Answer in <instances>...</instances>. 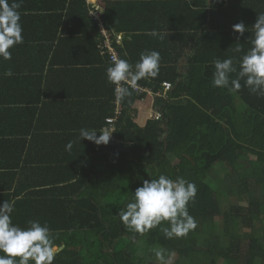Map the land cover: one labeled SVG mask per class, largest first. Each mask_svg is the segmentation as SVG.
Returning a JSON list of instances; mask_svg holds the SVG:
<instances>
[{
  "label": "trees",
  "instance_id": "trees-1",
  "mask_svg": "<svg viewBox=\"0 0 264 264\" xmlns=\"http://www.w3.org/2000/svg\"><path fill=\"white\" fill-rule=\"evenodd\" d=\"M242 2L264 6L261 4L264 0H228L227 5L232 6L227 9L228 13ZM102 6L105 26L119 32L111 17V2L104 0ZM256 8L259 10L256 12H260V6ZM262 9L264 11V7ZM190 12L194 22L179 27V35L173 39L157 42L142 39L135 49L139 37L132 35L130 40L124 38L121 44L114 45L119 58L127 59L134 66L142 52L155 50L162 58L160 43L167 50L175 43L174 61L184 59L185 71L181 72L176 64H172L171 54L170 59H161L155 78L137 81L152 94L161 93L163 82L171 84L173 89L168 92L167 99H157L154 104L161 118L150 119L144 127L136 124L134 105L145 93L136 94L130 90L131 95L120 100L122 111L107 145L88 141V150L73 165L70 163L68 167L57 169L59 175H66L61 180L67 183H36L33 188L37 189L12 203L10 215L14 224L27 227V222L32 220L46 223L54 243L62 245L53 264H147L140 256L143 250L152 259L159 257L162 262L168 253L176 250L191 257L197 251L195 243L201 235L206 236L202 240L205 251L201 264H217L219 258L227 264H255L258 255L264 258V249L254 247L250 230L261 212L259 201L248 200L246 208L221 214L215 191L206 181L216 164L228 166L242 178L235 164L243 154L254 155L264 171V97L250 93L243 80L238 92L212 86L214 60L233 58L238 67L239 59L246 52L244 48H250L251 27L245 25L247 31L241 36L229 26L228 33L221 35L220 41L219 38L214 40L212 37L218 34L214 33L213 17L203 5ZM71 15L81 16L88 27L89 39H85V44L94 52L86 56L85 64L93 62L90 59L93 55L99 58L101 67L96 73L107 80L106 68L111 62L98 49L99 29L88 17L84 0H71L68 16ZM245 37L249 41L242 45L243 51L235 52L236 41L243 42ZM139 47L141 50H137ZM162 61H167L168 65ZM107 84L106 109L95 128L98 133L115 109V88L108 80ZM160 174L171 179L183 177L197 186L195 200L188 204L189 214L195 218L197 227L183 237L166 238L161 228L167 227V222L143 234L134 233L116 215L143 181L156 179ZM238 186L235 182L229 189L233 198L238 195ZM243 186L251 192L247 183L243 182ZM11 187L10 182L5 188ZM10 196L6 193L4 202H10ZM29 196L33 198L29 199ZM256 205L257 212L254 213ZM219 217L223 220V234L230 240L225 248L213 234L214 219ZM235 224L250 232L245 255L241 244L247 237L231 234L230 229Z\"/></svg>",
  "mask_w": 264,
  "mask_h": 264
},
{
  "label": "crops",
  "instance_id": "crops-1",
  "mask_svg": "<svg viewBox=\"0 0 264 264\" xmlns=\"http://www.w3.org/2000/svg\"><path fill=\"white\" fill-rule=\"evenodd\" d=\"M84 1L87 8L89 3L97 5L104 13V0ZM109 1L111 17L119 32L111 30L122 40H130L132 35L139 37L135 49L142 39L150 38L154 42L173 39L179 35V27L194 22L190 11L202 8V5L213 17L214 33L218 36L212 38H219V41L221 35L228 33L229 26L243 22L251 27L256 15L264 12V6L260 4L247 5L242 2L228 13L232 9L227 5L228 0ZM70 4L71 0H23L19 10L23 43L10 49V60L0 59V205L6 200V193H10L11 203L26 198L37 189L33 188L36 183H67L61 180L66 175H59L57 169L68 167L70 163L73 165L88 150L90 145L87 140L80 141L79 131L82 128L95 130L106 109L107 80L96 73V69L101 67L99 58L93 55L90 57L93 62L85 64L86 56L94 51L85 44V39H89L86 33L88 27L81 16H68ZM258 6L260 12H256L259 11ZM154 30L160 35L152 36ZM242 40L236 41L241 51L242 45L249 41L246 37ZM170 45L172 49L167 50L160 43L161 59L168 60L172 54V64L184 72V59L174 61L175 43ZM244 49L247 52L249 48ZM137 50H141V47ZM218 54L223 55L222 52ZM162 63L168 65L167 61ZM9 70L11 76L6 75ZM169 91L162 86L160 94L145 93L144 98L134 105L135 123L144 127L150 119H154L158 113L154 109L155 101L167 99ZM69 142H72L70 149L66 147ZM235 167L243 177L236 175L237 178L226 186L225 199L231 203L226 213H233L236 208H246L248 200L259 201L261 212L250 230L254 247L262 250L264 171L252 154L241 155ZM57 179L60 181L56 182ZM10 182L12 187L7 190L5 187ZM235 182L240 187L237 197L233 198L229 189ZM243 182L249 185L251 192L244 189ZM253 212H257V205L253 207ZM229 242L228 237L227 246ZM248 244V238L241 244L244 255ZM262 263L264 258L258 255L255 264Z\"/></svg>",
  "mask_w": 264,
  "mask_h": 264
},
{
  "label": "clouds",
  "instance_id": "clouds-1",
  "mask_svg": "<svg viewBox=\"0 0 264 264\" xmlns=\"http://www.w3.org/2000/svg\"><path fill=\"white\" fill-rule=\"evenodd\" d=\"M22 3L23 0H0V59L5 61L11 59L10 49L23 43L19 11ZM232 31L242 36L247 28L241 22L233 25ZM251 31L250 48L239 59L238 67L233 58L214 60L213 87L238 92L243 80L250 93L264 97V12L256 15ZM151 35L160 34L154 30ZM235 51L240 52L241 48L238 46ZM160 61V53L155 50L142 52L134 66L127 59H114L106 68V77L115 86L117 99L123 100L131 95L126 84H135L142 78H155ZM6 75L11 76L12 72L9 70ZM111 134L84 128L79 131L80 141L84 139L96 145H107ZM66 147L70 149L72 142ZM196 194L195 183L183 177L171 179L160 174L156 179L143 181L116 215L134 233L143 234L167 222L168 226L161 228L166 238L183 237L197 227L195 218L188 211V204L194 202ZM12 207L8 201L0 205V264H53L62 245L54 243L48 225L32 220L27 222V227H20L12 221Z\"/></svg>",
  "mask_w": 264,
  "mask_h": 264
},
{
  "label": "rangeland",
  "instance_id": "rangeland-1",
  "mask_svg": "<svg viewBox=\"0 0 264 264\" xmlns=\"http://www.w3.org/2000/svg\"><path fill=\"white\" fill-rule=\"evenodd\" d=\"M237 169V168H236ZM237 173L236 171L233 172L231 168H228V166L223 165V164H216L212 171L209 173V175L206 178L207 183L211 186V188L215 191V194L219 200L220 203V210L221 214L226 213L229 211V201L225 199L226 195V186L228 182H231V180H235L237 178ZM245 203H242V205ZM234 205V203H233ZM215 221V230H213V234L216 235V239L221 242V246H227L228 242V237L223 234L222 227H223V220L221 217L214 219ZM239 225H234V227H230L231 229V234L232 235H239L242 236V238H246L249 235V231L245 232L243 228L239 229L237 228ZM205 235H201L198 237L196 241V253L193 254L191 257L185 255V254H180L177 250L175 252H170L168 255L165 257L164 261L157 257V260L152 259V257L148 256L147 251L142 250L143 252L141 253V257L145 258L147 261V264H201L203 261V254L205 251L204 245L202 243V240L205 239ZM248 238V237H247ZM213 241L214 238H212ZM225 246V247H226ZM244 250V249H243ZM161 262V263H159ZM217 264H227L225 261L222 259L217 260Z\"/></svg>",
  "mask_w": 264,
  "mask_h": 264
},
{
  "label": "built area",
  "instance_id": "built-area-1",
  "mask_svg": "<svg viewBox=\"0 0 264 264\" xmlns=\"http://www.w3.org/2000/svg\"><path fill=\"white\" fill-rule=\"evenodd\" d=\"M88 14L89 17L92 19L93 22L97 24V27L99 29V43H98V49L103 56H107L111 64L113 63L114 59L119 58V55L114 47L115 44H119L122 41V37L118 34H115L111 28L106 27L103 20H102V10L100 9L99 6L97 5H91L90 3L88 4ZM129 88V90L133 91L134 93H148L149 90L141 87L137 82L135 84H126ZM163 89L165 91H169L172 86L169 82H163L162 83ZM115 88V86H114ZM115 109H114V114L112 117H108L105 120L106 126L102 129L101 133L103 131H108L113 134L115 127L114 124L117 121V118L120 116L122 107L120 105V100L117 99L116 93H115ZM161 114L156 113L154 115V119H160ZM111 134V137H112ZM110 137V140H111ZM109 140V141H110Z\"/></svg>",
  "mask_w": 264,
  "mask_h": 264
}]
</instances>
